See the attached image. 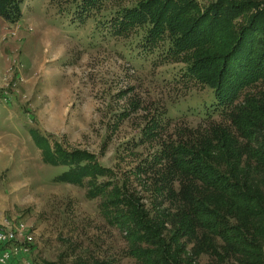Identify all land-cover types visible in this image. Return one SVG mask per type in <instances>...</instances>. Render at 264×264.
Listing matches in <instances>:
<instances>
[{"label": "rangeland", "instance_id": "1", "mask_svg": "<svg viewBox=\"0 0 264 264\" xmlns=\"http://www.w3.org/2000/svg\"><path fill=\"white\" fill-rule=\"evenodd\" d=\"M140 1L98 2V10L82 18L73 12L75 3L26 0L19 22L7 27L0 19V227L30 244L25 258L32 264H138L127 255L130 229L113 227L103 217L114 197L91 199L87 183L55 182L67 167L50 164V154H90L110 170L111 177L95 182L128 180L149 221L166 201L153 197L155 174L134 176L135 168L162 148L197 143L200 134L231 122L223 110L213 109V89L185 76L192 53L169 56L166 34L145 50V28L117 33L111 19ZM192 1L198 12L220 0ZM251 1L264 7V0ZM254 11L235 20L236 29ZM263 34L258 32L259 43ZM224 255L228 264H240ZM197 262L218 259L202 254Z\"/></svg>", "mask_w": 264, "mask_h": 264}, {"label": "trees", "instance_id": "2", "mask_svg": "<svg viewBox=\"0 0 264 264\" xmlns=\"http://www.w3.org/2000/svg\"><path fill=\"white\" fill-rule=\"evenodd\" d=\"M25 1L0 0V19L19 22ZM63 1L75 3L74 14L84 18L98 10V2L109 0ZM260 6L251 0L239 4L220 0L196 12L192 0H142L111 19L117 33L145 28L141 37L145 50L166 34L169 56L192 53L185 76L210 86L213 109L223 110L231 121L220 129L214 126L204 137L200 134L197 143L162 148L135 168L134 176L155 174L159 180L153 184V197L166 201L161 214L154 212L155 219L149 221L130 194L128 180L95 182L111 177L110 170L90 154L48 156L50 164L67 167L55 182L87 183L91 199L106 193L114 197L103 208V217L113 227L130 229L132 248L127 255L138 264H199L202 254L218 259V264H228L224 254L237 257L240 264H264V42L257 41L258 32L264 33V7ZM251 9L252 17L236 29L235 20ZM247 89L250 92L244 93ZM38 145L44 148L42 142ZM120 205L129 212L119 211ZM166 226L169 243L164 244ZM141 244L150 246V252Z\"/></svg>", "mask_w": 264, "mask_h": 264}, {"label": "built area", "instance_id": "3", "mask_svg": "<svg viewBox=\"0 0 264 264\" xmlns=\"http://www.w3.org/2000/svg\"><path fill=\"white\" fill-rule=\"evenodd\" d=\"M0 102L4 101L0 98ZM26 240H20L11 230L0 227V264H32L28 261L30 247ZM20 257V258H19Z\"/></svg>", "mask_w": 264, "mask_h": 264}, {"label": "crops", "instance_id": "4", "mask_svg": "<svg viewBox=\"0 0 264 264\" xmlns=\"http://www.w3.org/2000/svg\"><path fill=\"white\" fill-rule=\"evenodd\" d=\"M5 26H7V27H12V25L11 24H4Z\"/></svg>", "mask_w": 264, "mask_h": 264}]
</instances>
